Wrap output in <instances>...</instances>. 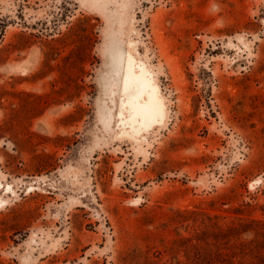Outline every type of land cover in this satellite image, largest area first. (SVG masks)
<instances>
[{"label": "rangeland", "instance_id": "374dc122", "mask_svg": "<svg viewBox=\"0 0 264 264\" xmlns=\"http://www.w3.org/2000/svg\"><path fill=\"white\" fill-rule=\"evenodd\" d=\"M112 39L168 109L137 139L103 85ZM259 253L264 0H0V264Z\"/></svg>", "mask_w": 264, "mask_h": 264}, {"label": "bare ground", "instance_id": "6f19581e", "mask_svg": "<svg viewBox=\"0 0 264 264\" xmlns=\"http://www.w3.org/2000/svg\"><path fill=\"white\" fill-rule=\"evenodd\" d=\"M107 52V72L103 77L105 93L119 95L120 134L129 139H137L141 130L148 129L167 117L165 98L154 72L145 62L124 52L114 39L110 41ZM104 109L109 124L113 113L107 106Z\"/></svg>", "mask_w": 264, "mask_h": 264}, {"label": "trees", "instance_id": "16d2710c", "mask_svg": "<svg viewBox=\"0 0 264 264\" xmlns=\"http://www.w3.org/2000/svg\"><path fill=\"white\" fill-rule=\"evenodd\" d=\"M239 220L240 221H243V219L242 218H239ZM249 221L250 222H254V223H260V222H262V221H260V220H255V219H253V218H251V219H249ZM247 225V223H242L240 226L242 227V226H246ZM239 226V227H240ZM221 234H222V231H221ZM264 257V254H262V253H259V255H257L256 256V258L258 259V261H257V263L256 264H263L264 262H263V260L261 259V257Z\"/></svg>", "mask_w": 264, "mask_h": 264}]
</instances>
